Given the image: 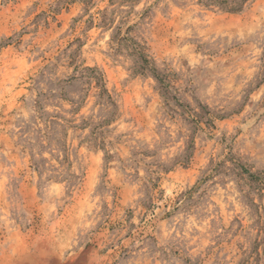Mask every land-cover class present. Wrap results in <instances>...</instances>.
I'll return each mask as SVG.
<instances>
[{
    "label": "rangeland",
    "instance_id": "374dc122",
    "mask_svg": "<svg viewBox=\"0 0 264 264\" xmlns=\"http://www.w3.org/2000/svg\"><path fill=\"white\" fill-rule=\"evenodd\" d=\"M0 264H264V0H0Z\"/></svg>",
    "mask_w": 264,
    "mask_h": 264
}]
</instances>
